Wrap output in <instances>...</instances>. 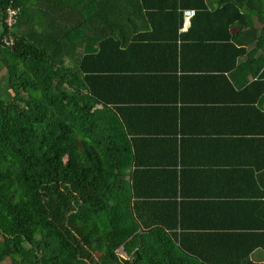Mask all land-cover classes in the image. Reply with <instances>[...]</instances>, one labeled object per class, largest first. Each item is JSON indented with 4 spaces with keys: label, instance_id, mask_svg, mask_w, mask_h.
I'll return each instance as SVG.
<instances>
[{
    "label": "trees",
    "instance_id": "obj_1",
    "mask_svg": "<svg viewBox=\"0 0 264 264\" xmlns=\"http://www.w3.org/2000/svg\"><path fill=\"white\" fill-rule=\"evenodd\" d=\"M123 6L149 30L116 25ZM0 66V264H99L96 243L105 264H264V0H0ZM188 81L234 97L226 137L252 160L216 175L227 198L186 189L215 176L184 163Z\"/></svg>",
    "mask_w": 264,
    "mask_h": 264
},
{
    "label": "crops",
    "instance_id": "obj_2",
    "mask_svg": "<svg viewBox=\"0 0 264 264\" xmlns=\"http://www.w3.org/2000/svg\"><path fill=\"white\" fill-rule=\"evenodd\" d=\"M128 1V0H127ZM133 1V0H131ZM156 0H152L154 2ZM160 1V0H159ZM211 6L215 7L217 0H209ZM135 4V1L134 3ZM65 13L67 12V9ZM83 13L86 11L82 10ZM62 10L59 12L61 13ZM67 28L74 29L78 23L84 25L82 28L83 35L77 38L78 45L81 47H95L94 40L91 38L92 31H97L100 28L98 21H90L85 25L83 18L74 20L66 19ZM169 21L161 20V33L168 27ZM122 25L123 28H135L136 32H146L149 30L150 22L146 11H141L135 6L122 7V19L118 18L116 25ZM163 24V26H162ZM252 48V47H251ZM261 52L256 53V58L260 57ZM247 62V58L241 61L242 64ZM228 79L237 84L239 89L243 88L244 81L253 79L245 73H232ZM193 82V81H192ZM191 81L185 83L183 88V99L185 100L183 110V126L185 134V144L183 148L184 163L190 168H199L202 170H211L208 173H213L215 176L212 179L197 183L192 181L186 189L189 193L199 194L200 196H213L201 198H227L235 191V186L224 180L218 179L216 175H224L228 177V172L223 168H229L235 161L252 160L251 154L246 156L244 153H235L228 137L233 131L231 121L224 117L227 113L228 106L233 105L234 100L232 94L222 91L216 92L201 88H191ZM245 136V135H240ZM254 136V135H248ZM217 173V174H215ZM224 179V178H223ZM187 178V181H190ZM250 195L259 193L255 185H250L243 190ZM195 196V195H194ZM212 223L216 220H211ZM264 257V255H262Z\"/></svg>",
    "mask_w": 264,
    "mask_h": 264
},
{
    "label": "built area",
    "instance_id": "obj_3",
    "mask_svg": "<svg viewBox=\"0 0 264 264\" xmlns=\"http://www.w3.org/2000/svg\"><path fill=\"white\" fill-rule=\"evenodd\" d=\"M19 11L10 9L8 12V18H7V24L9 26H13L14 23L16 22V18L18 15ZM195 11L194 10H186L184 11V25L183 28L181 29V32H186L189 28L190 20L194 16ZM14 43V40L12 38H6L4 39V44L7 46H12Z\"/></svg>",
    "mask_w": 264,
    "mask_h": 264
},
{
    "label": "rangeland",
    "instance_id": "obj_4",
    "mask_svg": "<svg viewBox=\"0 0 264 264\" xmlns=\"http://www.w3.org/2000/svg\"><path fill=\"white\" fill-rule=\"evenodd\" d=\"M7 90H8V84L6 79V70H3V68L0 66V97H3V95L6 94ZM90 247L93 253H95V258L96 260L99 261V264H105L102 260L103 259L102 253H99V251L104 252L103 247L100 246L99 243L93 244ZM121 258L124 259L123 256ZM6 264H9V262H7Z\"/></svg>",
    "mask_w": 264,
    "mask_h": 264
}]
</instances>
